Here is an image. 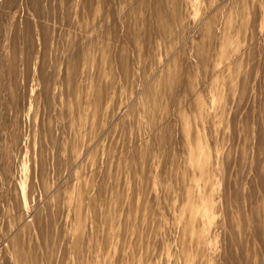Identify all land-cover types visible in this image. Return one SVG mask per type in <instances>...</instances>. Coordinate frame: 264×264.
<instances>
[{
  "label": "rangeland",
  "instance_id": "obj_1",
  "mask_svg": "<svg viewBox=\"0 0 264 264\" xmlns=\"http://www.w3.org/2000/svg\"><path fill=\"white\" fill-rule=\"evenodd\" d=\"M0 264H264V0H0Z\"/></svg>",
  "mask_w": 264,
  "mask_h": 264
}]
</instances>
